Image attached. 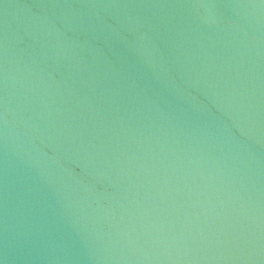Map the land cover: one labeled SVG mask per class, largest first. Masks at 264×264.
Returning <instances> with one entry per match:
<instances>
[{"label":"water","instance_id":"obj_1","mask_svg":"<svg viewBox=\"0 0 264 264\" xmlns=\"http://www.w3.org/2000/svg\"><path fill=\"white\" fill-rule=\"evenodd\" d=\"M0 264H264V0H0Z\"/></svg>","mask_w":264,"mask_h":264}]
</instances>
